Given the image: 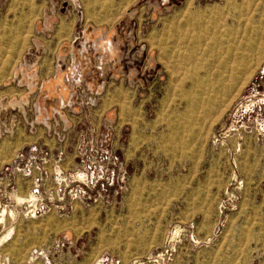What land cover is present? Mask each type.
<instances>
[{"label":"rangeland","instance_id":"374dc122","mask_svg":"<svg viewBox=\"0 0 264 264\" xmlns=\"http://www.w3.org/2000/svg\"><path fill=\"white\" fill-rule=\"evenodd\" d=\"M60 20L69 98L0 97V264H264V0H0V96ZM125 21L149 53L91 90L86 28Z\"/></svg>","mask_w":264,"mask_h":264},{"label":"crops","instance_id":"0c3cea01","mask_svg":"<svg viewBox=\"0 0 264 264\" xmlns=\"http://www.w3.org/2000/svg\"><path fill=\"white\" fill-rule=\"evenodd\" d=\"M46 22L49 23L48 20ZM50 23L52 24H48L47 31L38 34L37 42L22 53L20 69L29 75L30 81L25 82L21 72L19 85L7 90H13L12 93L4 91L0 97L17 105L30 102L47 107L55 106L60 100L69 98L73 88L70 80L71 70L67 64L55 67L54 61L61 59L65 62L68 58V43L73 25L71 21L66 20H60L57 24L54 21ZM124 24L126 26L123 28L115 26L108 28L104 33L98 27L86 28L88 39L92 42L98 41V47L83 55L74 53V57L83 83L91 90L102 83L109 87L110 95L118 93L124 82L126 84L133 76L134 55L144 57L149 53L145 42L135 38L131 26L133 21H125ZM103 103L106 104V100Z\"/></svg>","mask_w":264,"mask_h":264},{"label":"built area","instance_id":"2783aa9c","mask_svg":"<svg viewBox=\"0 0 264 264\" xmlns=\"http://www.w3.org/2000/svg\"><path fill=\"white\" fill-rule=\"evenodd\" d=\"M75 39H82V42H80V43H82V47H81V49L79 50V52H83L84 51V49L86 48V38H85V35H84V33H83V31H81V32H78L77 34H76V36H75ZM73 60L71 61V66L73 65ZM63 104V102L61 101V105Z\"/></svg>","mask_w":264,"mask_h":264}]
</instances>
